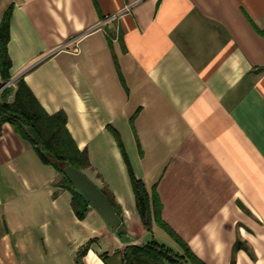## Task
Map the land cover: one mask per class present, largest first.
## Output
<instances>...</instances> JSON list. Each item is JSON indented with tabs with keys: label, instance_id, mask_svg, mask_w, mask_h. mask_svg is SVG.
<instances>
[{
	"label": "crops",
	"instance_id": "crops-1",
	"mask_svg": "<svg viewBox=\"0 0 264 264\" xmlns=\"http://www.w3.org/2000/svg\"><path fill=\"white\" fill-rule=\"evenodd\" d=\"M9 8L11 80L65 114L127 231L78 219L63 174L0 123V264H116L155 232L182 254L143 227L115 134L203 264H264V0H0V22Z\"/></svg>",
	"mask_w": 264,
	"mask_h": 264
},
{
	"label": "trees",
	"instance_id": "trees-1",
	"mask_svg": "<svg viewBox=\"0 0 264 264\" xmlns=\"http://www.w3.org/2000/svg\"><path fill=\"white\" fill-rule=\"evenodd\" d=\"M10 8L0 22V87L3 83L11 80V58L8 53ZM13 100L0 102V123L9 122L15 130L37 150L44 162L50 163L56 170L62 173V167L69 164L84 171L90 167L88 154L85 150L77 147L66 127V116L63 112L48 114L35 100L29 88L22 79L15 80ZM115 138L121 148L128 167L133 192L135 194L137 209L141 221L148 227L154 220L177 242L182 254L174 252L152 239L144 244H131L121 251L114 253L119 259L116 264H203L171 229L161 220L160 207H153L152 200L145 185L138 180L126 158L122 142L115 134ZM60 186L71 192V206L78 219H83L89 208L84 197L75 189L70 181L63 175ZM109 202L114 207L121 219V226L116 230L119 234L126 232L120 210L114 197L106 188H100ZM84 251L81 252V254ZM106 264H110L105 260Z\"/></svg>",
	"mask_w": 264,
	"mask_h": 264
},
{
	"label": "water",
	"instance_id": "water-1",
	"mask_svg": "<svg viewBox=\"0 0 264 264\" xmlns=\"http://www.w3.org/2000/svg\"><path fill=\"white\" fill-rule=\"evenodd\" d=\"M62 174L70 181L75 189L84 197L112 230L121 226V219L109 202L104 192L82 171L72 165L62 167Z\"/></svg>",
	"mask_w": 264,
	"mask_h": 264
},
{
	"label": "rangeland",
	"instance_id": "rangeland-1",
	"mask_svg": "<svg viewBox=\"0 0 264 264\" xmlns=\"http://www.w3.org/2000/svg\"><path fill=\"white\" fill-rule=\"evenodd\" d=\"M14 80H10V81H8V82H6V83H3L2 85H1V87H0V102H3V101H7V102H10L9 100H10V96L12 95V92H11V90L12 89H14V87H15V85H14ZM143 222V221H142ZM125 225V224H124ZM143 227L145 228V229H149V227H151V226H147V225H145L144 224V222H143ZM125 228H126V231H127V226L125 225ZM151 229V228H150ZM118 232V231H117ZM119 233V232H118ZM125 233V232H124ZM156 236H157V238L160 240H158L159 242H162V239H161V237H159L160 235L157 233V232H155L154 233ZM150 239V236H148L145 240L147 241V240H149ZM111 244V243H110ZM112 245V244H111Z\"/></svg>",
	"mask_w": 264,
	"mask_h": 264
},
{
	"label": "built area",
	"instance_id": "built-area-1",
	"mask_svg": "<svg viewBox=\"0 0 264 264\" xmlns=\"http://www.w3.org/2000/svg\"><path fill=\"white\" fill-rule=\"evenodd\" d=\"M73 51H76V49H73Z\"/></svg>",
	"mask_w": 264,
	"mask_h": 264
}]
</instances>
